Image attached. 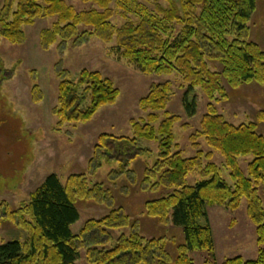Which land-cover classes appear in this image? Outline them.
Listing matches in <instances>:
<instances>
[{"label":"trees","instance_id":"1","mask_svg":"<svg viewBox=\"0 0 264 264\" xmlns=\"http://www.w3.org/2000/svg\"><path fill=\"white\" fill-rule=\"evenodd\" d=\"M97 9L78 12L66 0H5L0 9V44L5 39L13 45L25 42V26L37 20L56 17L51 29L41 32L44 50L59 39L69 41L77 35L79 26L93 29L92 33L105 43L117 38L120 56L145 75L177 74L188 85L189 92L200 88L210 100L201 129L191 137L196 156L184 158L174 152V126L177 116L165 114L159 122L158 113L165 112L171 98L172 84L153 85L140 107L148 112L140 122L132 121L135 138L102 135L94 148L89 172L93 175L102 166V159L118 162L125 173L129 165L144 153L137 141H158V159L146 169L141 189L165 193L146 202L144 215L161 226L173 225L183 229L185 244L178 246L176 259L166 251L164 239H146L137 231L122 209L112 210L100 220L86 222L78 235L72 226L80 220L78 201H91L102 206L113 200L101 184L91 185L86 175H71L63 184L52 174L15 211L0 202V229L12 222L27 233L25 243L8 242L0 245V264H78L85 252L88 264H195L189 254L207 252L214 256L213 233L209 225L199 221L207 218V208L225 207L230 211L247 201V212L256 227L258 257L246 261L242 257L223 264H264V205L259 188L264 185V136L258 134L255 123L235 126L219 114L214 102H227L226 86L238 89L256 83L264 88V52L248 41L249 22L256 11V0H163L151 12L141 5L133 11L139 22L128 21L118 28L112 23L114 0H82ZM125 10V5L119 3ZM209 63L220 69L212 70ZM59 107L55 114L64 123H88L103 107L114 105L120 91L100 72L83 70L79 81L73 82L67 71L60 70ZM39 86L32 90V100L43 101ZM88 103L86 109H82ZM264 124V111L258 114ZM200 139L218 152L230 171L233 186L223 179L220 168L212 162L213 153L204 154ZM252 156L247 174L239 159ZM207 159V164L203 163ZM197 174L195 186L187 179ZM119 173L114 172L113 176ZM131 174V173H130ZM112 176V175H111ZM114 179V178H113ZM167 192H171L165 195ZM111 200V201H110ZM110 201V202H109ZM132 229L116 241L113 232Z\"/></svg>","mask_w":264,"mask_h":264},{"label":"rangeland","instance_id":"2","mask_svg":"<svg viewBox=\"0 0 264 264\" xmlns=\"http://www.w3.org/2000/svg\"><path fill=\"white\" fill-rule=\"evenodd\" d=\"M78 12L97 9L93 3L82 0H66ZM125 5V10L119 3ZM5 0H0V9ZM144 6L155 11L158 5L167 7L163 0H114L115 12L112 23L123 27L128 21L137 24L139 19L133 14L135 9ZM57 22L56 17L40 19L32 26H25V42L13 45L2 39L0 44V202L15 211L23 203L29 202L30 195L39 188L45 179L55 174L63 184L71 175H86L90 184H101L109 191L113 200L102 206L91 201H78L76 208L80 220L72 226L78 235L86 222L100 220L112 210L122 209L129 216L137 231L146 239H164L166 251L173 260L177 248L185 244L183 229L170 225L161 226L144 215L145 204L162 196L163 190L152 193L141 189V182L147 168L158 159V141H137V148L144 153L129 165L131 173L122 171L120 163L102 159V166L96 174L88 170L94 148L102 135L135 138L132 121L140 122L147 118L148 112L140 107V101L147 97L153 85L170 82L171 98L165 112L158 113L160 120L165 114L177 116L180 121L174 126L176 138L174 152H181L184 158H193L196 151L191 137L201 129L203 117L207 114L210 100L200 88L188 94L187 110L185 97L188 85L177 74L170 76L145 75L135 65L120 56L117 51V38L105 43L95 36L84 37L93 29L79 26L77 35L69 40L61 39L49 50H44L41 32L51 29ZM248 41L258 44L264 52V0H256V11L249 22ZM212 70L218 71L216 63H209ZM67 71L73 82H78L83 70L100 72L110 79L120 91L114 105L103 107L88 123L60 124L55 114L58 109L59 71ZM39 86L43 101L36 104L32 100V90ZM229 95L227 102H214L219 114L235 126L255 123L258 134L264 136V124L258 122V114L264 111V88L256 83L245 84L238 89L226 86ZM88 103L82 109H86ZM205 155L213 153L212 162L216 164L223 179L229 185L234 183L223 157L210 149L205 139L198 141ZM253 157L239 159L242 170L247 174L248 164ZM207 159L203 160L207 164ZM119 173L113 176V173ZM112 175V176H111ZM114 178V179H113ZM197 174L187 179V185L195 186ZM171 192H167L165 195ZM264 205V185L259 188ZM111 201V200H110ZM109 201V202H110ZM209 225L213 233L214 256L207 252L190 253L195 264H223L229 259L242 257L255 260L258 257L257 232L247 212V201L243 199L236 211L225 207L207 208V218L199 221ZM132 229L113 232L115 241L122 234H130ZM27 233L18 229L12 222H4L0 229V245L8 242L25 243ZM78 264H88L83 252Z\"/></svg>","mask_w":264,"mask_h":264}]
</instances>
